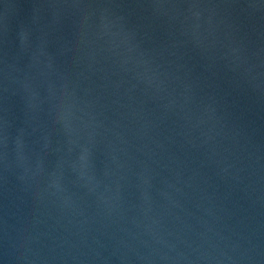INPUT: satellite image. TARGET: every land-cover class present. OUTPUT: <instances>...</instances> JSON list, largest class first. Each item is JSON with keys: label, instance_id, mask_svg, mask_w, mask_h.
I'll return each mask as SVG.
<instances>
[{"label": "water", "instance_id": "95a60500", "mask_svg": "<svg viewBox=\"0 0 264 264\" xmlns=\"http://www.w3.org/2000/svg\"><path fill=\"white\" fill-rule=\"evenodd\" d=\"M0 264H264V0H0Z\"/></svg>", "mask_w": 264, "mask_h": 264}]
</instances>
